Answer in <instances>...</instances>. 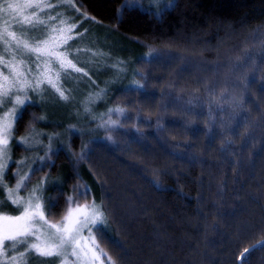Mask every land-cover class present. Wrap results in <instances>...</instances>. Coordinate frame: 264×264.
<instances>
[{"label": "trees", "instance_id": "16d2710c", "mask_svg": "<svg viewBox=\"0 0 264 264\" xmlns=\"http://www.w3.org/2000/svg\"><path fill=\"white\" fill-rule=\"evenodd\" d=\"M76 3L148 52L134 61L144 88L113 90L109 105L124 112L107 134L60 124L66 149L28 180H52L47 217L94 196L106 217L94 231L116 264H239L264 239V0ZM19 115L15 137L56 131L37 104ZM245 255L264 264V249Z\"/></svg>", "mask_w": 264, "mask_h": 264}, {"label": "snow or ice", "instance_id": "6c2138e0", "mask_svg": "<svg viewBox=\"0 0 264 264\" xmlns=\"http://www.w3.org/2000/svg\"><path fill=\"white\" fill-rule=\"evenodd\" d=\"M63 6L79 12L73 0H58L57 3L52 0H0V113H4L0 116V190L7 188V200L0 199V264H29L30 255L55 257L58 264H105V260L108 264H116L100 248L93 233V229L102 232L106 223L100 205L73 203L69 197V206L60 222H53L47 218L39 195L43 180L24 197L20 192L22 189L28 191L26 175L19 176L14 188L7 187L3 179L7 169L8 138L13 121L20 119L18 110L25 106L28 91H40L42 85H47L61 99L68 100L60 83L61 74L65 79L71 77L73 71L87 75L69 59L71 53L64 47L74 39L72 33L78 25L69 23L59 11L55 15L46 12ZM42 12H46L45 17H41ZM58 17V25L50 23ZM143 88V84L135 81L132 90ZM110 111L123 113L124 109ZM107 123L116 125L118 122L109 119ZM9 200L16 206L18 215L4 211ZM255 248L264 249V242ZM243 259L247 261L248 257L245 255Z\"/></svg>", "mask_w": 264, "mask_h": 264}, {"label": "rangeland", "instance_id": "374dc122", "mask_svg": "<svg viewBox=\"0 0 264 264\" xmlns=\"http://www.w3.org/2000/svg\"><path fill=\"white\" fill-rule=\"evenodd\" d=\"M165 1L141 0V4L156 7ZM52 2L57 3L58 0H52ZM73 2L79 8V12L67 6L48 9L46 12L55 15L59 11L69 23L75 22L78 25L72 33L74 39L70 40L68 45L64 47L71 53L69 59H72L77 67H81L84 72H87V75L84 76L73 71L71 77L65 79L63 73L61 74L60 83L65 94L69 96L68 100L61 99L59 94L47 85H42L40 91H28L26 104L34 103L41 106L43 111L42 120L47 123L55 121L58 124L54 126L56 131L49 130L53 133L46 128H35L26 135L15 137L16 120L13 121L11 135L8 138L7 169L3 178L7 187L14 188L20 175H26L29 178L34 166L51 162L50 150L55 149L57 145L61 147L68 140V137L66 140V129L89 135L107 134V128L111 125L107 121L109 119L114 121V111H110L114 108L109 105L110 94L115 88L133 85L137 81L134 66L135 59L140 56H148V52H143L144 50H141L134 40L132 41L128 37L115 33L108 26L82 11L76 0H73ZM46 12L40 13L41 17H45ZM59 20L60 17L50 23L58 25ZM61 50L63 51L64 48ZM21 109L18 111L20 112ZM3 115L4 113H0V116ZM100 118L102 119L100 120ZM62 123H66V126H64L66 129L60 131L63 129L59 128ZM15 145H19L16 151L14 149ZM16 153L20 155L16 157ZM43 181L39 195L42 197L47 216L44 194L48 181L51 182L52 180L44 178ZM54 181L57 182L59 179L56 178ZM26 183L29 185L28 191L25 192L22 189L20 192V195L24 197H27L31 189L39 185L41 181L32 184L26 181ZM0 193H2V190H0ZM3 193L7 199V188L3 190ZM92 197L78 203L83 205L95 202L100 205L102 210L100 201L96 197ZM14 208L16 206L11 204L9 200L4 211L9 215H18L17 211H6ZM49 220L60 222L61 219ZM93 233L95 234L94 229ZM85 235H87L86 232ZM96 242L98 243L97 237ZM29 264H58V260L55 257L30 255ZM105 264H107V260H105Z\"/></svg>", "mask_w": 264, "mask_h": 264}, {"label": "water", "instance_id": "95a60500", "mask_svg": "<svg viewBox=\"0 0 264 264\" xmlns=\"http://www.w3.org/2000/svg\"><path fill=\"white\" fill-rule=\"evenodd\" d=\"M262 242H264V239L258 241L257 243L251 245L250 247H248V248H247L248 252L251 251L252 249H254V246H256V245H258V244H260V243H262ZM246 253H247V252H245V251L242 253V255H241L240 259H239V264H242V258H243V256H244Z\"/></svg>", "mask_w": 264, "mask_h": 264}]
</instances>
